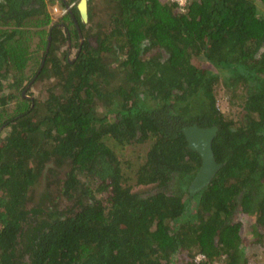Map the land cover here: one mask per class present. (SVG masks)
Segmentation results:
<instances>
[{"label": "trees", "instance_id": "obj_1", "mask_svg": "<svg viewBox=\"0 0 264 264\" xmlns=\"http://www.w3.org/2000/svg\"><path fill=\"white\" fill-rule=\"evenodd\" d=\"M112 1L108 33L86 36L73 8L84 38L73 59L70 15L63 31L30 0H0L1 105L16 100L11 113L0 106L12 131L0 144V264H249L246 250L264 246V0ZM45 73L49 95L31 106L23 90ZM194 124L218 127L221 167L192 192ZM145 143L129 168L119 151ZM54 158L69 164L63 208L31 202Z\"/></svg>", "mask_w": 264, "mask_h": 264}, {"label": "rangeland", "instance_id": "obj_2", "mask_svg": "<svg viewBox=\"0 0 264 264\" xmlns=\"http://www.w3.org/2000/svg\"><path fill=\"white\" fill-rule=\"evenodd\" d=\"M94 1V0H92ZM116 1V0H115ZM68 2H71V0H68ZM54 3V2H53ZM118 3V2H117ZM59 6V9L62 8V6L57 3ZM114 2L112 0H95L94 5L91 7L93 8V18L90 22H84L83 32H85V35H88V31H90V35L92 33H108L112 26H113V19L111 18V15L113 16L118 14V5L114 7ZM114 7V8H113ZM259 9H262V13L264 12V5L261 3L259 4ZM63 11V10H62ZM49 13L51 14L53 21L52 22H59L61 27L64 30L66 28L62 25V23L68 24L70 22L68 17H64L63 15H60V13H57L54 11L53 7H49ZM112 13V14H111ZM89 20V19H88ZM62 32V30H61ZM63 34V32H62ZM84 42V39H83ZM94 42V40H93ZM68 45L71 42H67ZM67 43L60 42L59 48L55 49L54 56L62 55L63 50L67 49ZM52 44V42H51ZM116 46L117 42L116 39H114L113 42ZM51 46V45H50ZM69 57L75 58L78 48L77 47H69ZM50 51V48H49ZM110 55H105L104 59L109 58ZM113 56V55H112ZM30 70V69H29ZM29 72V71H28ZM40 74H37V77L31 78L30 83L28 84L27 90H25L24 95L27 96L28 99H34L39 100L40 103L46 101L49 92L50 91V81H49V75L47 73L42 74L41 77H39ZM9 84V79H5L3 82V89L0 90V106H7V109L9 110V113L13 112V106H15L16 100L10 99L7 101L6 105H1V101H3L4 98H7L8 90H5V86ZM218 98H219V104L220 106H230L229 105V99L228 95L225 92V90L218 89ZM34 103L31 104L33 106ZM235 110H238V106L235 107ZM11 126L8 124L2 126L0 128V144H4L8 137L11 135ZM149 149V144H134V145H128L123 150L119 151V155L122 158L124 162L129 161L130 167L134 168L139 162L138 161H144L146 158L147 151ZM63 166H60L58 164V161L56 158L52 159L50 162L46 164L45 172L42 174L40 181L32 187L31 190V202L33 201L35 204H41V205H48L52 207H58L63 208L66 206L71 205V201L66 200L62 195L61 192V186L62 183L61 180H64L66 177H64L65 172L68 173L69 171V164L68 162L62 164ZM154 186H137L134 187V191L140 192L142 194H148L151 189H153ZM53 199H56L57 201H53ZM246 226L247 220L243 221ZM264 247V246H263ZM261 246H253L251 245L246 250V255L249 258V264H263L264 263V250ZM184 255V254H183ZM185 256V255H184Z\"/></svg>", "mask_w": 264, "mask_h": 264}, {"label": "water", "instance_id": "obj_3", "mask_svg": "<svg viewBox=\"0 0 264 264\" xmlns=\"http://www.w3.org/2000/svg\"><path fill=\"white\" fill-rule=\"evenodd\" d=\"M77 7L80 13L81 20L83 22H87L89 18L88 0H80ZM74 18L81 41L79 47L80 50L83 44V34L75 16ZM51 40L52 38L51 36H49V44L46 52H48L50 48ZM217 130V126L206 128L200 127L198 124H194L192 126L184 128L189 148L199 152L202 157V165L200 171L198 172L190 187V190L192 192H195L208 184L216 171L221 167V164H219L215 158V153L213 150V140L217 133Z\"/></svg>", "mask_w": 264, "mask_h": 264}, {"label": "flooded vegetation", "instance_id": "obj_4", "mask_svg": "<svg viewBox=\"0 0 264 264\" xmlns=\"http://www.w3.org/2000/svg\"><path fill=\"white\" fill-rule=\"evenodd\" d=\"M30 1L31 2L28 3L29 5L25 6L26 10H30L33 8H42V6L39 3V0H30ZM63 2H64V7H65L63 15L66 16V15L71 14V9L73 10L74 7H76L78 9L77 6H78L80 0H71V2H68V0H63ZM88 2H89V0H88ZM48 44H49V40L47 42V47H48ZM47 47H46V50H47ZM45 57H46V54H45ZM44 61H45V58L43 60V63H44ZM43 63L41 64V66H43ZM27 87H28V84L25 86L23 92H25V90H27ZM23 96L27 98V96H25L24 94H23ZM34 100H35V98L31 100L32 103H34Z\"/></svg>", "mask_w": 264, "mask_h": 264}, {"label": "clouds", "instance_id": "obj_5", "mask_svg": "<svg viewBox=\"0 0 264 264\" xmlns=\"http://www.w3.org/2000/svg\"><path fill=\"white\" fill-rule=\"evenodd\" d=\"M63 1V0H62ZM59 2L58 1V3L62 6V8H60L59 9V6H58V4L53 8L54 9V11L55 12H57V13H60V15H63V12H64V10H65V7H64V2ZM63 10V11H62ZM79 11V10H78ZM80 14V13H79ZM73 19H75L74 18V13H73V11H72V9H71V14H69ZM74 15V16H73ZM64 16V15H63ZM68 15H66V17H67ZM65 17V16H64ZM89 19V18H88ZM58 24H59V26L60 27H62L61 25H60V23L59 22H57ZM74 23H75V20H74ZM78 23H79V21H78ZM62 25L66 28V30H68V25L66 24V23H62ZM75 25H76V23H75ZM77 27V26H76ZM63 28V27H62ZM81 29V28H80ZM68 34H70V32L68 33ZM84 39V38H83ZM52 41V40H51ZM69 42H71V39L69 40ZM71 45V43L69 44V46ZM49 51V50H48ZM76 57V56H75ZM74 59V58H73ZM42 68V67H41ZM37 76V75H36ZM36 78V77H35ZM23 94V93H22Z\"/></svg>", "mask_w": 264, "mask_h": 264}, {"label": "crops", "instance_id": "obj_6", "mask_svg": "<svg viewBox=\"0 0 264 264\" xmlns=\"http://www.w3.org/2000/svg\"><path fill=\"white\" fill-rule=\"evenodd\" d=\"M41 2V1H40ZM57 3H58V0H55L54 1V3L52 2V0H44L42 3H40V5L42 6V9H44L48 14H50L49 13V7H55L56 5H57ZM88 12H89V5H88ZM50 16H51V14H50ZM51 19H52V21H53V18H52V16H51ZM70 32V31H69ZM81 32H82V30H81ZM71 34V33H70ZM79 34V33H78ZM48 40H49V38H48ZM72 42V41H71ZM81 42V41H80ZM47 47V46H46ZM80 47V46H79ZM78 51H79V48H78Z\"/></svg>", "mask_w": 264, "mask_h": 264}, {"label": "built area", "instance_id": "obj_7", "mask_svg": "<svg viewBox=\"0 0 264 264\" xmlns=\"http://www.w3.org/2000/svg\"><path fill=\"white\" fill-rule=\"evenodd\" d=\"M173 2H177L179 6H181V8L184 9L185 5H186V0H171Z\"/></svg>", "mask_w": 264, "mask_h": 264}]
</instances>
